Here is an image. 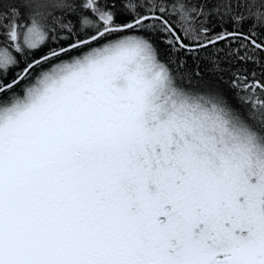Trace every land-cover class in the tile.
<instances>
[{
    "label": "snow or ice",
    "instance_id": "obj_1",
    "mask_svg": "<svg viewBox=\"0 0 264 264\" xmlns=\"http://www.w3.org/2000/svg\"><path fill=\"white\" fill-rule=\"evenodd\" d=\"M0 264H264V0H0Z\"/></svg>",
    "mask_w": 264,
    "mask_h": 264
}]
</instances>
